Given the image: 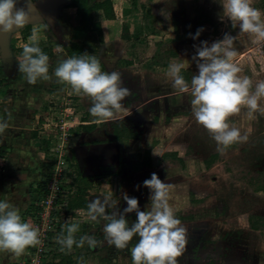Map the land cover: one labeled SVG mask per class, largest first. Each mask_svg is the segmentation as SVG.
Returning <instances> with one entry per match:
<instances>
[{
	"label": "rangeland",
	"instance_id": "374dc122",
	"mask_svg": "<svg viewBox=\"0 0 264 264\" xmlns=\"http://www.w3.org/2000/svg\"><path fill=\"white\" fill-rule=\"evenodd\" d=\"M114 3L118 16L113 22L101 23L100 42L86 41L85 35L74 31L78 17L65 6L60 8L56 19L55 26L59 29L56 34L46 23L29 25L31 33L35 28L39 34L38 46L51 49L49 80L15 85L14 81L24 76L18 71L22 46L29 38L22 36L23 29L11 33L8 47L0 48V98L12 85L13 97L23 100L17 106L19 116L4 117L0 113V122L8 124V135L14 131L12 123L21 127L20 142L0 146V169L10 158L9 171L27 170L31 174L27 187L24 185L19 191L9 182L6 195L17 202L13 206L22 219L31 222L40 233V243L29 246L19 257L0 251V264H60L65 257H71L74 264H132L130 249L138 237L123 250L109 246L103 242V222L89 220L87 231L75 234L77 239L94 236L101 242L95 249L85 244L82 248L74 245L70 252L61 251L56 238L69 218L78 223L74 218L76 212L69 211L67 202L83 184L89 185L88 199L109 191L114 199H119L127 193L136 197L141 210H145L150 190L143 186V181L150 179L152 173L171 185L169 203L175 216L192 218L191 223L181 224L187 230V245L178 258L179 264H264V115L257 112L249 118L246 109H242L229 117L228 122L239 128L242 135L248 129L251 132L247 141L218 150L207 129L195 121L191 97L174 90L166 74L168 67L163 69L152 60L158 54L157 61H165L167 52H176L177 57L170 62L190 65L182 70L190 83L191 77L198 74L192 60L195 46L202 41L211 44L223 39L225 33L237 36L239 27L233 28L230 21L220 20L219 0ZM252 6L264 13V0H253ZM120 9H123L121 16ZM124 25L128 26L129 40L122 38ZM201 28L204 31L199 38L193 39ZM71 45L82 46V55L95 56L105 72L120 73L122 86L129 89V95L122 101L119 118L94 123L95 118L89 112L90 100L74 94L69 85L58 82L53 75L59 62L67 58L64 48ZM233 47L236 62L242 68L240 75L249 76L254 82L264 80V42L253 44L248 34H241ZM127 61L132 65L125 66ZM260 105L264 107V99ZM127 110L134 112L126 114ZM117 123L132 130L135 139L115 142L112 130ZM86 124H93L92 132L83 129ZM88 146L85 151L83 148ZM96 148H104L106 161H96L99 154ZM165 150L176 151L183 162L177 158L164 159ZM153 151L159 155H153ZM81 152L93 160L89 165L82 163ZM212 159V167L208 169L205 162ZM146 160L150 168L144 165ZM12 174L6 176V181L15 178ZM22 192L26 197L20 199L16 195ZM126 206L121 199V210ZM249 217L250 222L257 223L259 231H250ZM127 218L131 224L136 215L130 213Z\"/></svg>",
	"mask_w": 264,
	"mask_h": 264
},
{
	"label": "clouds",
	"instance_id": "9594fccd",
	"mask_svg": "<svg viewBox=\"0 0 264 264\" xmlns=\"http://www.w3.org/2000/svg\"><path fill=\"white\" fill-rule=\"evenodd\" d=\"M0 0V34H11L30 23L32 13L37 12L36 0ZM222 6L220 20L231 22L233 28L239 27V33L248 34L253 44L264 42V13L253 7V0H219ZM166 19L169 14L161 13ZM203 28L193 39H198ZM237 36L225 33L223 39L209 44L202 41L196 47L192 60L196 62L198 74L191 77L190 83L181 74L189 67L186 63L172 62L167 69V77L172 88L191 97V109L195 121L210 133L223 150L237 142L247 141L251 129L242 135L241 130L231 125L229 117L241 113L252 118L259 112L264 115L260 101L264 99V80L253 81L249 76H242V68L236 62L237 52L234 41ZM39 34L34 28L28 42L22 46L18 71L30 84L38 80H49V56L38 46ZM60 50V49H58ZM264 70V68H262ZM254 74L255 69H253ZM53 75L58 82L70 86L76 95H83L90 100L89 112L96 124L105 123L120 117L122 101L129 95V89L122 86L119 72L102 71L100 61L87 53L62 59ZM6 122H0V133L7 129ZM153 155H159L153 151ZM143 186L150 190L149 203L141 210L136 197L123 193L114 199L111 191L95 196L87 204V210H77L76 215L86 216L92 222H103V242L119 250L128 248L136 237V244L131 247L132 264H179V259L187 245V230L175 216L169 203L171 185L156 173L143 181ZM140 185H137L139 190ZM121 199L126 202L122 210ZM135 213L136 219L129 222L128 214ZM79 224L66 222V228L56 238L61 251H71L73 246L84 247L87 244L95 249L98 241L94 236L85 235L79 239L75 234ZM39 229L31 222L22 219L19 210L7 201H0V251H9L16 257L21 256L29 246L40 243Z\"/></svg>",
	"mask_w": 264,
	"mask_h": 264
},
{
	"label": "trees",
	"instance_id": "16d2710c",
	"mask_svg": "<svg viewBox=\"0 0 264 264\" xmlns=\"http://www.w3.org/2000/svg\"><path fill=\"white\" fill-rule=\"evenodd\" d=\"M115 1L117 0H71V3L69 4L68 8L75 9V13L78 17V24L74 27V31L85 35L86 41H92V42L102 41L103 31H102L101 23L103 21H114L115 20V11H114ZM125 4H126V1L124 2V8L126 9L128 6L127 4L126 5ZM123 31H124V34L122 38L125 40H129L130 35H129L127 25L123 26ZM21 33L23 37H26V38L29 37L31 35V27L25 26ZM39 47L44 51L45 54L49 56V58L52 57V52L50 48L44 45H40ZM64 51L67 57L80 56L83 53V47L80 45H71V46L64 48ZM166 54L168 57H167V60L165 61H162V60L157 61L158 54L153 56L152 60L154 61L153 63H155L154 65H157V66L159 65V66H162L163 68L168 67L169 64L171 63L170 59L174 60L177 57V53L174 51H169ZM126 64L130 65L128 63ZM181 74L184 76V78L187 81L186 74L183 71ZM93 128H94L93 124L83 125V129H85V131L89 133L93 131ZM112 132H113V139L117 142H120L123 139H133L135 137V134L132 132V130L125 127V125L122 123L115 124ZM33 135H36V132H34ZM168 156L169 154L165 153L163 157L167 158ZM172 156H175V155H172ZM173 158L175 159L177 157H173ZM213 159L206 160L205 164L208 169L212 167V163L214 161ZM176 160L179 162H183L181 158H177ZM144 165L147 168H150L151 164L149 160L148 161L146 160L144 162ZM69 185L70 187L72 186L71 184ZM88 190H89V185L85 183L83 184V186L79 187L78 189H76L74 193L71 194L67 202V207L69 211L77 212V210H80V209H83L85 211L87 210L88 202L86 199V193L88 192ZM192 201L194 202V199H192ZM74 218L77 222L79 223L81 222V224H79V230L81 232L87 231V228L90 225V221L87 219V217L74 214ZM250 228L255 229L251 223H250ZM60 264H74V263L71 260V257H65L64 259L61 260Z\"/></svg>",
	"mask_w": 264,
	"mask_h": 264
},
{
	"label": "crops",
	"instance_id": "0c3cea01",
	"mask_svg": "<svg viewBox=\"0 0 264 264\" xmlns=\"http://www.w3.org/2000/svg\"><path fill=\"white\" fill-rule=\"evenodd\" d=\"M67 10H72L73 12H75V9H73V8H66ZM121 10V12H120V16L122 15L121 13L123 12V9H120ZM114 11H115V15L118 13L117 12V8H116V5L114 6ZM116 16H118V14L116 15ZM127 17V16H126ZM107 22H113V21H103L102 22V24H104V23H107ZM51 60V58H49V61ZM126 63H128V64H130V65H127ZM125 66H131L132 65V62L131 61H127V62H125ZM163 69H167V68H163ZM25 82H27V80L25 79V77L24 76H21L20 78H17L16 79V81H14V83H15V85H17V86H21V84H23V83H25ZM8 83L7 82H4V85H7ZM12 90H13V87H12V85L9 87V88H7V89H5V93H6V95L4 96V98L2 99V104H1V106H0V109H2V111L0 112V113H2V114H4L5 116L4 117H6L7 115L6 114H8L9 116L11 115V114H18V116L21 114L20 112H19V109H17V106L21 103V102H23V100L21 99L22 97H20L19 99L17 98V99H15V97H13V95L11 94V92H12ZM14 92V91H13ZM134 111H132V110H127V112H126V114H128V113H133ZM5 119V118H4ZM2 122H6V121H2ZM11 125H13L14 126V131L12 132V134H10V135H8V127H7V129H5V131L3 132V133H0V146L2 147V146H4V145H9V144H14V143H18V142H20L21 140L19 139V131H20V129H21V127H17V126H15V123H12ZM125 127H127V126H125ZM34 128H32V130L31 131H34L33 130ZM135 139V138H134ZM36 142H37V140L36 139H34ZM124 140H127V141H132L133 139H123L122 141H124ZM16 141V142H15ZM11 142V143H10ZM115 142H117V141H115ZM121 142V141H120ZM120 142H117L118 144L120 143ZM112 145H114V144H112ZM89 147L90 146H88V147H86V148H83L85 151H87L86 149H89ZM119 147V146H118ZM120 148V147H119ZM97 150V153H99L98 154V156H97V158H96V161L98 160V162L99 161H102V162H104V161H106V158H105V155H104V148H96ZM100 149V150H99ZM81 151V150H80ZM119 150H118V148H117V150H116V155H115V157H116V159L118 160V158H119ZM146 153H148V154H146V155H149V151H146ZM169 154V156L166 158H164L163 156H164V154ZM86 153L85 152H81V155H80V158L83 156V158H82V163H86V164H88L89 165V161H93L92 159L90 160V159H88L87 158V156L85 155ZM171 155V156H170ZM172 155H175V156H172ZM162 157L164 158V159H173V157H179L178 155H177V152L176 151H174V152H171L170 150H165L164 152H163V154H162ZM101 159V160H100ZM109 159H111V158H107V160H109ZM148 161V160H147ZM10 163H11V159L9 158V159H6L5 160V164H4V167L3 168H1L0 169V201H7V202H9L10 204H12V205H14L15 203H17L15 200H13V199H11V198H8V195H6V192H8V184H10L9 182H13V184H11V187L14 189V190H16L15 189V187H13V186H16V188H18L17 190L19 191V190H21V188H23V186L24 185H26V187H27V183L29 182V180H30V173L27 171V170H22L20 173H18V172H11V171H9L8 169H11V165H10ZM147 168V167H146ZM13 173V174H12ZM10 174H12V175H14L15 176V178L11 181H6V176H9ZM27 192V191H26ZM7 194H9V193H7ZM18 198H20V199H22V198H25L26 197V193H24V192H22V193H18L17 195H16ZM11 197H14V196H11ZM86 199H87V202L89 203V201L90 200H92L93 198H90V199H88L87 197H86ZM86 212V211H85ZM250 217H249V228H250V223L254 226V228L255 229H251L250 228V231H259L260 229H259V227H257V223H255V222H253L254 220H252V222H250ZM179 220L181 221V224H184V223H191L192 222V218L190 217V216H188V217H185V216H180L179 217ZM79 223V222H78ZM80 224H81V222H80Z\"/></svg>",
	"mask_w": 264,
	"mask_h": 264
},
{
	"label": "water",
	"instance_id": "95a60500",
	"mask_svg": "<svg viewBox=\"0 0 264 264\" xmlns=\"http://www.w3.org/2000/svg\"><path fill=\"white\" fill-rule=\"evenodd\" d=\"M36 2L38 11L32 13V19L30 20V23L26 24L25 26H29L38 22H43L51 28L54 34H56L59 31V29L55 26L59 10L64 6L68 7L71 3V0H36ZM19 6H23L22 0H20V3L18 4V7ZM9 35L10 34H0L1 49H5V45L7 46V44L9 43ZM94 199L95 198H93L92 200Z\"/></svg>",
	"mask_w": 264,
	"mask_h": 264
},
{
	"label": "built area",
	"instance_id": "2783aa9c",
	"mask_svg": "<svg viewBox=\"0 0 264 264\" xmlns=\"http://www.w3.org/2000/svg\"><path fill=\"white\" fill-rule=\"evenodd\" d=\"M1 101H2V100H1V98H0V103H1Z\"/></svg>",
	"mask_w": 264,
	"mask_h": 264
}]
</instances>
